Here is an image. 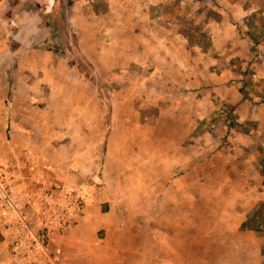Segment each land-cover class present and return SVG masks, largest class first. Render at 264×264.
<instances>
[{"label": "crops", "instance_id": "obj_1", "mask_svg": "<svg viewBox=\"0 0 264 264\" xmlns=\"http://www.w3.org/2000/svg\"><path fill=\"white\" fill-rule=\"evenodd\" d=\"M94 1L0 0V110L13 92L16 111L0 149L52 162L86 201L60 264H263L262 6H190L184 27L172 0ZM0 264H25L1 226Z\"/></svg>", "mask_w": 264, "mask_h": 264}, {"label": "built area", "instance_id": "obj_2", "mask_svg": "<svg viewBox=\"0 0 264 264\" xmlns=\"http://www.w3.org/2000/svg\"><path fill=\"white\" fill-rule=\"evenodd\" d=\"M85 207L83 191L58 179L52 162L28 150L14 159L0 152V226L25 264H60L59 241Z\"/></svg>", "mask_w": 264, "mask_h": 264}, {"label": "rangeland", "instance_id": "obj_3", "mask_svg": "<svg viewBox=\"0 0 264 264\" xmlns=\"http://www.w3.org/2000/svg\"><path fill=\"white\" fill-rule=\"evenodd\" d=\"M185 1L186 0H172V2H170L168 4H162L163 5V8L167 7V9H169L170 11H172V14L175 17V20L178 21L179 23L181 22V24H183L184 27H191V26H189L190 25L189 22H187L186 19H185L186 18V16H185L186 14L185 15H182V14L179 15L178 14L179 11H181L182 13H184L185 8L188 11L191 12V7L193 8L195 6H200L202 8L203 6H206V5H211V6L212 5H214V6L221 5V4H219V1H217V0H199V1L198 0H194L196 2L190 3V4L187 2L186 4H184ZM53 2H55V0L54 1L52 0V2L50 4H52ZM83 3H85V5H88L89 6V5H93L95 3V1L94 0H90V1L89 0H86V2H83ZM248 3H250L249 0H247V4ZM251 3H253L255 6L257 4L260 5V6H262L261 9H262V11L264 10V0H252ZM98 5L99 6L100 5L101 6L102 5H105L104 0H99V4ZM68 6H69L68 4H63L62 3V8H64V11L65 12H66ZM200 11H201V9H200ZM66 14H67L66 17H68V13L67 12H66ZM261 14L262 15H260V16L255 15L254 22L256 21L258 24H260V23H263L264 24V14L262 12H261ZM202 15H203V12H200L199 17L202 16ZM66 22L68 23V18L66 19ZM198 27H200V28L197 31H193V29H192V30H190V32L191 33H194V34H195V32H197V35H196V39L197 40H199V41L205 40L206 41L207 40V37H208V34L206 32H202L201 31V26H198ZM259 30L261 31L260 28L254 30V31H255V33H257V31H259ZM56 31H57V29L55 30V32ZM64 31L66 32L67 31V28H65ZM61 32H62V30H61ZM69 35H71V32H69ZM53 36H54V38H53L54 41L52 42L51 47H53L54 49H58V50L61 49V50H63V54L66 56L67 59H72L74 57V55H76V59L82 65V67L83 68H86V69H90V67H88L87 64L83 62L82 58L79 57V54L78 53L75 54V48L73 46H71V45L70 46H67L66 45V47H65L64 45L61 44L62 42H60V40H59V35L58 36L57 35L55 36V34H54ZM12 64L13 65H11V67H9V65L6 64V66L10 68V71L11 72L15 68V66L17 65L14 62H12ZM2 70H3V67H2ZM6 71L7 70H6V67H5V72ZM5 72H4V74L6 76V73ZM8 75L10 76V73H7V76ZM9 78L10 77H8L5 80L3 79V82L4 81L5 82L6 81L8 82L9 81ZM243 79H246V78H243ZM3 82H2V84H3ZM245 86H246L247 90H249V91H252V89H256V91H261L262 90V89H259L257 87L254 88L252 85L250 86V83H248V82H247V84ZM4 89H6V88H4ZM8 97L9 98L7 100V103H6L5 107L2 110H0V122L3 124V126H2L3 129L2 130H3V132L6 135V137H5L6 140L11 139V137H12L11 136V122H12V119L14 117L13 115L16 113V111L12 108L13 106H15V100L13 98L14 97L13 92L12 93H8ZM36 103L39 104L40 102L37 101ZM33 111H35V110L29 108V109H27L26 112L31 116L32 113H33ZM227 111H228V109L226 108L225 115H227ZM38 114L40 116V110H38ZM229 115L231 116V113ZM232 127H234V126H232ZM213 129L214 128L211 127L210 130H213ZM0 152L3 153L1 149H0ZM259 210H261L260 212L262 213V217H264V205L263 206H260V209ZM253 255L254 254H249V256L252 258V260H255V259H253ZM255 258H256V260L259 259V262H260V260H262V256L260 255V253L259 254L257 253L255 255ZM251 264H253V263H251Z\"/></svg>", "mask_w": 264, "mask_h": 264}, {"label": "trees", "instance_id": "obj_4", "mask_svg": "<svg viewBox=\"0 0 264 264\" xmlns=\"http://www.w3.org/2000/svg\"><path fill=\"white\" fill-rule=\"evenodd\" d=\"M63 1V0H62ZM76 0H66V2L67 3H69V4H72L73 2H75ZM246 75H247V82L249 83L250 82V80H251V75H252V71L251 70H247L246 71ZM241 90H243V88L241 89ZM245 97H246V94H245ZM260 208V207H259ZM258 208V209H259ZM259 211V210H258Z\"/></svg>", "mask_w": 264, "mask_h": 264}]
</instances>
